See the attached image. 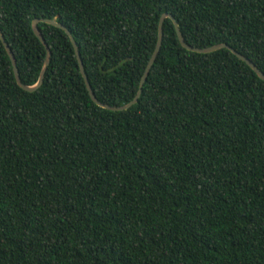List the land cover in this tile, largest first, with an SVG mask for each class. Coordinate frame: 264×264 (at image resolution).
<instances>
[{
    "label": "trees",
    "instance_id": "1",
    "mask_svg": "<svg viewBox=\"0 0 264 264\" xmlns=\"http://www.w3.org/2000/svg\"><path fill=\"white\" fill-rule=\"evenodd\" d=\"M264 74V0H0L20 80L65 26L92 91L136 95L162 14ZM42 85L0 40V264H264V81L169 18L136 104L90 98L69 36L39 21Z\"/></svg>",
    "mask_w": 264,
    "mask_h": 264
},
{
    "label": "water",
    "instance_id": "2",
    "mask_svg": "<svg viewBox=\"0 0 264 264\" xmlns=\"http://www.w3.org/2000/svg\"><path fill=\"white\" fill-rule=\"evenodd\" d=\"M166 18H169L171 20V22L173 23L174 28H175V32H176V36H177V39L179 41V44L183 48H185L186 50L191 51V52H196V53H210V52H214V51H217V50H220V49H228L238 59H240L247 66H249L255 72V74L261 80L264 81V74L248 58H246L242 54L238 53L236 50L232 49L231 47H229L226 44H216V45H213V46H210V47H206V48H195V47L189 46L184 41L183 36L181 34V31L179 30L178 23L175 20V18L173 16H171L170 14H166V13L162 14L160 19H159L156 44H155L154 50H153L148 62L146 64L145 68H144L142 76L140 78L139 85H138V90L136 92V95L130 102H128L127 104H124L122 106H110V105L101 103V102H99L97 100V98L95 97V95H94V93L92 91V88H91V86L89 84V81L87 79V76H86V73H85V70H84V67H83L82 60L80 58L78 46H77L76 42L74 41V39H73V37L71 35V32L65 26H63L62 24L58 23L57 21L52 20V19H42V20L35 19L31 23V27H32V31H33L34 35L39 39V41L42 43V45L45 48L44 62H43L42 68L40 70L38 80H37V82L34 85H29L28 86V85H25V84H23L21 82L15 58L13 56V53H12L11 49L9 48L7 43L5 42V39H4L1 31H0V40H1L5 50L7 52V55L9 57L10 61H11L13 74H14V78H15V81H16L17 85L21 89H23V90H25L27 92H33V91H36L42 85L43 79H44V74H45V71H46V69L48 67V64L50 62V57H51V51H50L49 47L47 46V44L45 43V40H44L40 30L38 29L37 24H38L39 21H43V22H45L47 24H50L52 26H55V27H58V28L62 29L70 38V41H71V44H72V47L74 49V53H75V56H76V59H77V62H78V67H79L80 74L83 77L86 89L88 91V94H89L91 100L96 105H98L99 107L104 108L106 110H110V111H124V110H127L128 108H130L131 106H133L134 104H136L137 101H138V98L140 97V94H141V91H142V87H143V85H144V83H145V81H146V79L148 77V74H149V72H150V70H151V68H152V66H153V64H154V62L156 60V57H157V55H158V53L160 51V48H161L162 38H163V22H164V20Z\"/></svg>",
    "mask_w": 264,
    "mask_h": 264
}]
</instances>
